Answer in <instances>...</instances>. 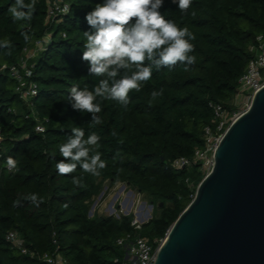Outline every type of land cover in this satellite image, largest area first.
Here are the masks:
<instances>
[{
	"label": "trees",
	"instance_id": "trees-1",
	"mask_svg": "<svg viewBox=\"0 0 264 264\" xmlns=\"http://www.w3.org/2000/svg\"><path fill=\"white\" fill-rule=\"evenodd\" d=\"M53 1L35 0L27 21L14 20L8 11L15 0H0V42L12 45L0 48V264H46L10 246L9 232L17 233L28 250L57 251L69 264H117L123 252L115 242L133 234L132 216L90 218L89 206L104 182L127 184L153 208L137 236L154 248L165 238L204 177L198 165L181 170L171 165L180 158L192 160L204 148V129L215 130L213 105L234 109L238 80L253 56L249 48L257 37L264 38V0H192L186 14L164 0L160 12L195 36V63L188 71L183 64L154 70L140 92L130 93L127 107L98 97L102 123L95 126H90L91 114L74 111L67 98L73 86L91 90L103 79L89 76L81 59L83 32L91 31L85 15L103 0H63L67 13L52 18ZM35 43L42 50L28 63L25 86L34 84L37 95L25 104L9 68ZM159 89L163 95L153 99L151 92ZM75 127L84 130L85 139L92 132L100 137L94 150L106 166L99 175L79 166L70 174L58 173L56 164L64 159L60 145ZM74 177H82V186L73 184ZM33 193L38 206L25 198Z\"/></svg>",
	"mask_w": 264,
	"mask_h": 264
},
{
	"label": "clouds",
	"instance_id": "clouds-1",
	"mask_svg": "<svg viewBox=\"0 0 264 264\" xmlns=\"http://www.w3.org/2000/svg\"><path fill=\"white\" fill-rule=\"evenodd\" d=\"M181 13H187L192 0H171ZM164 0H103L86 13L85 20L91 31H84L86 42L83 45L81 59L88 64V74L103 77L89 90L73 86L68 102L74 111L91 114L90 126L102 121L97 115L102 111L97 98L116 101L127 107L130 93L140 92L142 86L152 79L153 71L162 68L173 69L178 64L188 66L196 61L195 39L188 27H180L160 12ZM14 20L31 21L35 11V0H15L8 9ZM27 41L28 35L24 34ZM8 40L0 42V48L11 49ZM7 54H11L10 51ZM155 99L163 95V89L153 90ZM67 141L60 145L59 151L64 158L56 164L59 174L74 172L79 166L85 173L99 175V169L106 164L101 154L94 150L100 137L92 132L85 139L80 127L71 130ZM115 135V133H113ZM67 161V162H65ZM8 163L15 167L13 158ZM82 177L73 178V184L81 185ZM37 206L41 202L36 194L25 197ZM19 201L14 202V206Z\"/></svg>",
	"mask_w": 264,
	"mask_h": 264
},
{
	"label": "water",
	"instance_id": "water-1",
	"mask_svg": "<svg viewBox=\"0 0 264 264\" xmlns=\"http://www.w3.org/2000/svg\"><path fill=\"white\" fill-rule=\"evenodd\" d=\"M213 160L154 264H264V87L224 131Z\"/></svg>",
	"mask_w": 264,
	"mask_h": 264
},
{
	"label": "built area",
	"instance_id": "built-area-1",
	"mask_svg": "<svg viewBox=\"0 0 264 264\" xmlns=\"http://www.w3.org/2000/svg\"><path fill=\"white\" fill-rule=\"evenodd\" d=\"M67 13V5L63 0H55L48 8V16L56 17L57 15H63ZM42 47L40 43H35ZM250 53L253 55L248 61L244 73L238 80V87L236 90L235 98L243 100V104L246 109L250 106L252 97L264 87V38L259 36L256 38V42L250 46ZM27 50H24L26 53ZM20 59L17 65L9 68L10 76L17 82L15 93L19 96L25 104H29V101L37 95L36 86L34 84H28L25 86V79L31 76V66L28 67L31 56H24ZM31 58V59H30ZM29 59V60H28ZM213 122L215 124V130L211 131L210 128L204 129L205 144L202 150H196L192 160L177 159L172 163L174 170H181L184 168H190L193 165L199 166V172L206 176L208 175L214 165L213 153L219 143L224 131L227 127L242 113H235L225 110L221 105H213ZM37 132H43L42 128L37 127ZM192 190V187H190ZM141 224L136 221L131 222L133 228V234H128L116 239V245L123 252L122 260L115 259L114 263L117 264H154L156 252L158 248L163 244L164 239L158 241L157 246L154 248L142 238L138 237L136 232L140 231ZM5 241L14 249L20 252L22 255H26L30 258L37 259L46 264H69L67 259L62 257L57 251L52 254H38L34 251L28 250L23 241L15 232H9L5 236Z\"/></svg>",
	"mask_w": 264,
	"mask_h": 264
},
{
	"label": "rangeland",
	"instance_id": "rangeland-1",
	"mask_svg": "<svg viewBox=\"0 0 264 264\" xmlns=\"http://www.w3.org/2000/svg\"><path fill=\"white\" fill-rule=\"evenodd\" d=\"M42 47L38 44H32L24 56L33 58ZM30 58V59H31ZM29 60V59H28ZM234 112L242 113L246 107L243 100L235 98L231 102ZM99 182V179L97 180ZM114 217L119 219L121 216H132V221L143 225L151 220L153 208L148 199L137 190L130 188L127 184H110L109 181L103 183L100 194L94 198L89 206L88 216Z\"/></svg>",
	"mask_w": 264,
	"mask_h": 264
}]
</instances>
